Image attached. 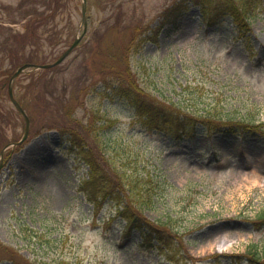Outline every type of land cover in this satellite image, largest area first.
I'll use <instances>...</instances> for the list:
<instances>
[{
	"label": "rangeland",
	"instance_id": "rangeland-1",
	"mask_svg": "<svg viewBox=\"0 0 264 264\" xmlns=\"http://www.w3.org/2000/svg\"><path fill=\"white\" fill-rule=\"evenodd\" d=\"M105 1L87 0L86 33L58 66L57 87L59 81L76 84L73 80L79 78L78 83L90 81L88 91L97 89L100 76L109 73L98 70L108 51L118 53L133 26H139L138 39L154 32L162 14L180 0H125L122 26L126 30L120 22L110 28L104 21L115 14ZM17 2L0 0V80L19 54V39H6L24 32L23 21L1 28L2 5ZM63 2L55 20L56 30L61 31L59 42L46 41L37 53L41 59L46 57V63L55 61L82 32V0ZM200 14L187 2L175 26L165 24L156 41L129 50L137 80L183 106L191 102L199 108L214 106L221 114L231 110L232 116L239 111L264 123V5L250 18L251 56L246 46L232 39L228 22L219 29L207 27ZM3 43L16 51L3 54ZM32 49L28 46L26 52ZM37 71L25 70L13 83L14 96H23L31 114L36 101L28 88L29 74ZM187 86L195 89L194 94L181 91ZM87 92L77 103L73 97L68 99L76 117L86 121L97 107L101 114L118 117L112 137H121L125 155L138 169L144 166L145 172L163 175L158 205L144 215L178 231L174 260L147 256L123 239L112 203L96 209L84 201L78 190L89 177L87 167L55 131L44 128L55 115L34 113L35 125L21 140L24 121L10 103L7 89L0 87V153L9 145L0 154V264H25V260L30 264H248L245 259L218 256H245L253 246L264 249V224L257 220L264 211L263 140L218 136L211 141L201 134L191 142L146 134L126 103Z\"/></svg>",
	"mask_w": 264,
	"mask_h": 264
},
{
	"label": "trees",
	"instance_id": "trees-1",
	"mask_svg": "<svg viewBox=\"0 0 264 264\" xmlns=\"http://www.w3.org/2000/svg\"><path fill=\"white\" fill-rule=\"evenodd\" d=\"M111 9H115L114 16H108L104 21L110 28H117L118 22L122 26L125 0H106ZM105 1V2H106ZM191 3L200 10V20L204 26L219 29L226 22L231 27L230 36L238 41L240 46H246V54L251 56L247 34L251 32L250 18L264 5V0H180L163 14L157 29L138 39L139 26H133L129 32V38L125 46H118V53L109 50L108 54L99 61L101 72H109L100 76V85L97 89L86 79L73 80L76 84H68L65 80L59 81L58 87L55 74L59 67L39 70L29 74L28 88L34 91L36 107L31 114L27 111L23 96L17 100L29 115L31 125H35L34 113L55 115L54 121H49L44 126L45 130H54L59 138L69 146L80 160L88 166L89 177L82 180L79 192L84 201L94 208L99 209L104 201H109L117 208V214L122 224V238L129 240L131 245L147 256L163 257L167 261H173V251L177 246L176 239L181 237L175 230H167L163 222H152L145 217L146 211H152L158 205L161 189L164 181L163 175L158 172H145L144 166L137 168L136 162L125 155V150L120 142L121 137H112V129L120 121L118 117L100 113L99 108H92L86 121L79 119L73 112V106H69L68 99H75L77 103L84 93L101 96L103 99H119L126 103L133 111V119L140 121V128L146 133H161L169 135L172 140H189L194 142L196 137L203 135L207 140L214 137L257 138L264 141V123L255 121L252 116L246 117L239 111L233 116L231 110L221 114L214 106L199 108L191 102L183 106L180 101H173L172 96H164L157 89L143 87L137 80L133 67L130 64L129 50L138 47L146 41H156L158 31L165 25L175 26L178 18L182 17L186 10V3ZM65 6L63 0H18L15 5H5L3 24H14L23 21L24 32L18 36L11 34L6 39H19L18 55L12 67L5 70V77L0 80V87L7 89L8 79L13 70L26 63L45 64L46 57L39 58L37 53L44 42L56 45L61 31L56 30L55 20ZM42 7V8H40ZM113 19L111 22H109ZM126 30L124 25L121 28ZM248 43V44H247ZM244 44V45H243ZM30 46L33 49L26 52ZM16 48V47H15ZM9 49L2 44L1 51L9 55L16 50ZM120 48V50H119ZM27 53V54H25ZM117 61V64L114 62ZM54 72L53 75L49 74ZM113 76H112V75ZM111 76V78H110ZM83 77V76H81ZM92 82V80H91ZM194 88L187 86L181 91L194 94ZM189 102V101H188ZM213 147H216L215 144ZM156 169V166L153 165ZM145 173V174H144ZM257 220L264 224V211ZM258 223V222H257ZM256 224V223H255ZM221 258H233L238 261L247 260L248 264H264V249L259 251L253 248L245 256L219 255ZM12 260V259H11ZM25 264H30L28 260Z\"/></svg>",
	"mask_w": 264,
	"mask_h": 264
},
{
	"label": "water",
	"instance_id": "water-1",
	"mask_svg": "<svg viewBox=\"0 0 264 264\" xmlns=\"http://www.w3.org/2000/svg\"><path fill=\"white\" fill-rule=\"evenodd\" d=\"M81 12H82V24H83V31L79 37H76L74 42L71 44L69 48L65 50V52L52 64H46V65H35V64H25L22 65L20 68L16 70V72L13 74L10 80V87H9V97L16 108V110L19 112V114L23 117L24 122H25V130H24V138L27 136L28 131H29V119L27 115L25 114L24 110L21 108V106L15 101L12 95V90H11V82L15 79L17 75H19L21 72H23L27 68H34V69H47L50 67H53L55 65L60 64L67 56L68 54L74 49V47L78 44L79 40L83 37V35L86 32L87 29V20H86V0H82V7H81Z\"/></svg>",
	"mask_w": 264,
	"mask_h": 264
}]
</instances>
